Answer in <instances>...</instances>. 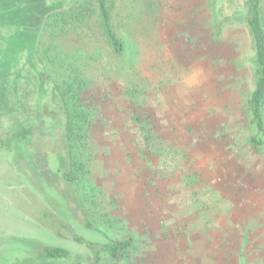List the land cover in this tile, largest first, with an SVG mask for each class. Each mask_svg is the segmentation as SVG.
Here are the masks:
<instances>
[{
  "label": "rangeland",
  "instance_id": "rangeland-1",
  "mask_svg": "<svg viewBox=\"0 0 264 264\" xmlns=\"http://www.w3.org/2000/svg\"><path fill=\"white\" fill-rule=\"evenodd\" d=\"M78 1L0 2L10 13L0 27L3 264L23 256V239L87 256L27 215L38 204L61 214L58 195L69 194L51 155L64 118L35 37L45 16ZM244 1H216V14L241 12ZM90 3L78 6L76 28L93 148L76 189L108 237L132 240L123 257L98 264H264V149L249 144L255 78L247 27L233 23L213 38L209 0H107L122 44L115 52ZM262 8L264 23V0ZM61 218L86 239L106 241Z\"/></svg>",
  "mask_w": 264,
  "mask_h": 264
},
{
  "label": "trees",
  "instance_id": "trees-1",
  "mask_svg": "<svg viewBox=\"0 0 264 264\" xmlns=\"http://www.w3.org/2000/svg\"><path fill=\"white\" fill-rule=\"evenodd\" d=\"M92 0H79L68 10L48 14L37 40L36 59L49 78L60 103L64 118V128L57 142L51 148V155L56 159L55 174L62 183L68 196L60 198L61 214L38 204L29 214L31 219L48 229L57 237L72 241L83 247L87 256L73 254L64 247L44 244L33 239L20 240L23 256H17L4 264H50L56 260L85 261L98 264L105 257L118 260L132 247L131 238L115 240L108 237L99 227L98 222L85 208L81 195L76 189L87 170L90 150L93 148L92 116L83 101L81 79V59L83 56L82 37L77 31L82 20V12L78 8L89 7ZM100 12L103 26L109 43L115 52L122 50L120 40L112 31V13L107 0H94ZM216 1L209 0V30L213 38H220L222 30L233 23L244 24L251 36L254 49L253 68L255 84L246 100V114L252 127L249 144L255 149H264V119L262 106L264 103V23L262 17V0H245L243 10L228 17L216 14ZM1 2V0H0ZM79 6V7H78ZM7 8L0 3V27L6 22ZM81 18V19H80ZM47 165V164H46ZM39 208L40 211H37ZM68 217L79 227L101 234L105 242L86 239L71 230L61 217ZM10 262V263H9ZM3 264V263H0Z\"/></svg>",
  "mask_w": 264,
  "mask_h": 264
},
{
  "label": "crops",
  "instance_id": "crops-1",
  "mask_svg": "<svg viewBox=\"0 0 264 264\" xmlns=\"http://www.w3.org/2000/svg\"><path fill=\"white\" fill-rule=\"evenodd\" d=\"M17 1V0H16ZM21 0H19V2H20ZM24 2H27V3H32V4H35V6L37 7V0H23ZM68 2H69V0H68ZM46 17V16H45ZM45 17H44V19H45ZM7 21H8V19H7ZM42 28V27H41ZM39 37V36H38ZM35 40H36V46H37V40H38V38H37V34H36V37H35ZM37 60V59H36Z\"/></svg>",
  "mask_w": 264,
  "mask_h": 264
}]
</instances>
